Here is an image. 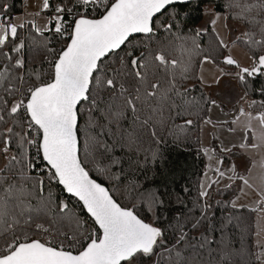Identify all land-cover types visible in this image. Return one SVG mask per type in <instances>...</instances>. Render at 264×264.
<instances>
[{"label":"snow or ice","instance_id":"6c2138e0","mask_svg":"<svg viewBox=\"0 0 264 264\" xmlns=\"http://www.w3.org/2000/svg\"><path fill=\"white\" fill-rule=\"evenodd\" d=\"M198 5L199 0H37L33 8L28 0L23 15L15 16L9 0H0V264H264V175L251 209L259 216L253 250L243 244L233 250L223 242L213 249V239L200 231L209 219L211 190L226 176L241 182L240 193L253 188L235 164L225 166V156L237 148L264 149V101L255 114L241 107L231 121H213L209 113L222 105L193 96L183 83L199 56V66L216 70L211 80L199 74L200 84L211 88L225 77L234 79L244 88L240 103L248 102L249 80L264 77V0H226L229 17L247 26L236 40L226 41L216 29L215 9L205 10L215 14L208 27L191 34L176 31L178 23L157 25L169 9L171 20L182 22L181 10ZM158 27L191 42L180 45L187 62L153 51ZM134 37H143L139 48L129 47ZM234 44L247 48L246 65L226 51ZM160 71L167 76L164 85ZM259 92L264 97V87ZM209 125L229 133L242 128L244 136L238 145H212L216 166L212 177L203 173L211 182L199 185V216L177 215L167 228L146 222L140 212L160 220L165 201L158 188H145L135 178L142 167L138 151L145 141L164 144L165 133L178 144L193 128ZM148 151L152 162L164 159L159 148ZM200 151L210 154L208 147ZM90 165L111 187L92 177ZM54 186L81 211L58 197ZM230 204L244 207L236 199ZM231 222L230 217L222 227Z\"/></svg>","mask_w":264,"mask_h":264},{"label":"trees","instance_id":"16d2710c","mask_svg":"<svg viewBox=\"0 0 264 264\" xmlns=\"http://www.w3.org/2000/svg\"><path fill=\"white\" fill-rule=\"evenodd\" d=\"M12 5V14L17 15L22 12L23 2L22 0H9ZM225 1L218 2H199L198 7L190 6L188 8L181 10V21H172L171 15H174L171 9L163 15H160L157 20V25L163 22H173L178 23L179 27L176 31H181L184 34H191L198 29L199 24L204 18V7H210L215 12L225 14L227 20L230 23L237 24L242 27L243 31H247V26L245 23L240 22L237 19L229 17V13L225 8ZM171 14V15H170ZM185 14L187 18L185 19ZM208 27V26H207ZM22 35L26 33L22 32ZM241 36V35H240ZM239 36V37H240ZM143 37H134L132 41L133 45L137 48L140 47L139 41ZM237 39V38H236ZM235 39V40H236ZM184 43V47H191V42H181L176 39V37L162 28H157V35L152 37V49L154 52L162 51L165 58L169 61L187 62L188 56L182 52L180 45ZM246 52L247 48L243 44H237ZM202 46L207 48L208 37L205 36L202 41ZM227 51V50H226ZM199 59L200 57L192 58V71L188 74L189 79L183 81V83L192 89V95L199 98L201 95L209 96L203 85L200 84L197 76L199 75ZM35 63L38 65L39 61L36 60ZM46 67V65H45ZM177 75H179V68L176 69ZM162 85L165 84L167 76L163 71L158 73ZM239 85V84H238ZM240 90L244 94L243 86L239 85ZM248 96L252 101H256L252 110L259 111L260 104L264 101V97L261 96L259 89L264 87V77H259L255 79H250L248 83ZM196 119V116L189 117ZM179 123V121H178ZM81 125H83V119L81 120ZM165 143L161 145H152L150 142L145 141L142 149L138 151L136 158L139 160L142 167L138 170L135 178L139 180L141 184L148 189H159L164 196V206L159 209L157 215L161 217L160 220H156L152 213H147L146 211H141L140 215L146 220V222L154 223L156 226H164L167 228L170 222H174L175 217L180 215L182 220L186 217L199 216L200 208L197 204L198 201V190L200 185V179L205 171L206 163L204 160V155L200 151L199 145V129L193 128L189 133V139L187 141L182 140L180 143H173L171 137L166 133ZM183 135V134H181ZM81 145H83V131L80 134ZM150 148H159L162 150L164 159L152 162L150 159ZM35 152V149H32ZM117 154L121 156L122 159L127 161L128 157L117 149ZM224 155V154H220ZM242 157V154L237 149L234 150L233 156H225V166H230L234 164L238 159ZM236 166V165H235ZM90 174L94 179L105 184L107 187H111V183L104 177H101L95 170L91 169ZM127 170V169H126ZM240 175V173L238 172ZM127 181L125 180V183ZM239 181L231 182L232 188L225 189V187H218L215 185L211 194L207 199V203L211 205L208 210L209 219L206 220L200 231L208 234L214 241L211 245L213 249L218 246L228 245L233 250H238L243 244L249 250H253V232L254 228V212L249 208H233L230 201L239 193L238 185ZM123 186V185H122ZM184 189H187L184 191ZM52 191L61 199L67 200L70 205H75L77 211H81L80 206L77 201L68 197L63 193L58 187H53ZM117 199L120 200L122 204L128 205L129 201L127 199H122L119 193H116ZM179 201V202H178ZM138 209L141 205L137 204ZM146 208V206H144ZM82 215L86 214L82 213ZM232 218V222L228 224L227 228H223L222 225ZM199 235V232L195 233ZM223 242V245H222Z\"/></svg>","mask_w":264,"mask_h":264},{"label":"rangeland","instance_id":"374dc122","mask_svg":"<svg viewBox=\"0 0 264 264\" xmlns=\"http://www.w3.org/2000/svg\"><path fill=\"white\" fill-rule=\"evenodd\" d=\"M28 3V0H23V8L20 14L15 16L23 15L25 5ZM37 0H31V4L34 8ZM33 8H29L28 11L32 12ZM205 10L208 12H212L210 7H204V18L198 26V29L206 28L210 24V20L215 18V14L212 17H209L205 14ZM220 18L217 20L216 29L221 33V35L225 38L226 41H231L233 33L229 29V24L232 23L228 22L226 19L225 14L219 13ZM237 25V24H235ZM237 27H240L239 25ZM244 32L242 27L238 28ZM234 58H236L241 64L246 65L248 61V52L242 49L239 45L234 44L230 45V48L227 50ZM215 69L213 65L206 64L202 67L200 66L199 74H203L205 79L211 80L212 76L215 73ZM224 81V82H223ZM204 89L208 93V95L212 99H216L218 103L222 105L223 110L221 109H213L209 115L211 116L213 121H231L234 119L238 114L241 107L245 109V111H251L253 114L261 111H254L252 108H249V103L252 101L251 98L247 97L246 103H240V97L243 95L242 91L236 80L234 79H224L221 81L219 86H213L211 88H207L203 85ZM239 89L241 94L235 95L233 90ZM238 100L235 104H230L232 100ZM241 120H244V117H240ZM253 126L259 128L258 122L253 121ZM251 134L249 133V136ZM244 132L242 128H237L235 132L229 133L227 128H213L212 126H203V131L199 130V145L200 148L208 147L210 149L209 156H205L204 160L206 163L205 171L208 173V177H212L211 169L214 168L215 165V154L211 152V147L213 144L219 146L221 143L231 146L232 144H240L243 142ZM238 151L242 154V157L238 159L234 164L236 165L237 172L240 175H243L249 179V182L253 184L252 189H245L244 193H238L233 199L237 200L239 205H243L245 208L252 209L256 206L255 201L258 199L257 191L259 187V178L261 175H264V168H262L261 164L264 162V149H260L258 151H250L244 152L237 148ZM232 165V164H231ZM249 169L251 171H249ZM204 171V172H205ZM231 175V173H229ZM204 181L206 183H210L211 181L205 178L203 175L200 179V183ZM231 180L228 179L226 176L218 187H225L226 184H230ZM239 187L242 186L241 182H238ZM232 199V200H233ZM243 208V207H240ZM259 221V216L257 213L254 212V227L256 223ZM254 240V236H253Z\"/></svg>","mask_w":264,"mask_h":264},{"label":"crops","instance_id":"0c3cea01","mask_svg":"<svg viewBox=\"0 0 264 264\" xmlns=\"http://www.w3.org/2000/svg\"><path fill=\"white\" fill-rule=\"evenodd\" d=\"M229 22V21H228ZM229 29H230V31L233 33V35H232V38H231V40H235L237 37H239L241 34H242V30H240V29H238V28H240V27H237L238 25H235V24H229ZM224 79H229V78H227V77H225ZM223 79V80H224ZM224 82V81H223ZM233 93L235 94V95H237V94H241L240 93V91H239V89H235V91L233 90ZM237 101L238 100H232L231 102H230V104H235V103H237ZM218 186V185H217Z\"/></svg>","mask_w":264,"mask_h":264},{"label":"water","instance_id":"95a60500","mask_svg":"<svg viewBox=\"0 0 264 264\" xmlns=\"http://www.w3.org/2000/svg\"><path fill=\"white\" fill-rule=\"evenodd\" d=\"M210 2V1H213V2H218V1H225V0H199V2ZM71 198V197H70ZM73 199V198H72Z\"/></svg>","mask_w":264,"mask_h":264},{"label":"built area","instance_id":"2783aa9c","mask_svg":"<svg viewBox=\"0 0 264 264\" xmlns=\"http://www.w3.org/2000/svg\"><path fill=\"white\" fill-rule=\"evenodd\" d=\"M214 178V177H213Z\"/></svg>","mask_w":264,"mask_h":264}]
</instances>
